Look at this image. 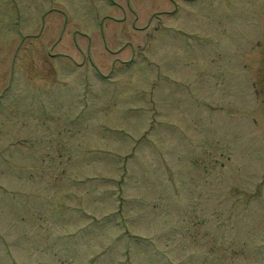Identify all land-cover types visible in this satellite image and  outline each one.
Instances as JSON below:
<instances>
[{
    "label": "rangeland",
    "instance_id": "1",
    "mask_svg": "<svg viewBox=\"0 0 264 264\" xmlns=\"http://www.w3.org/2000/svg\"><path fill=\"white\" fill-rule=\"evenodd\" d=\"M0 264H264V0H0Z\"/></svg>",
    "mask_w": 264,
    "mask_h": 264
},
{
    "label": "flooded vegetation",
    "instance_id": "2",
    "mask_svg": "<svg viewBox=\"0 0 264 264\" xmlns=\"http://www.w3.org/2000/svg\"><path fill=\"white\" fill-rule=\"evenodd\" d=\"M207 2L209 1V0H206ZM222 1V0H221ZM211 3V2H210ZM207 4V3H206Z\"/></svg>",
    "mask_w": 264,
    "mask_h": 264
}]
</instances>
